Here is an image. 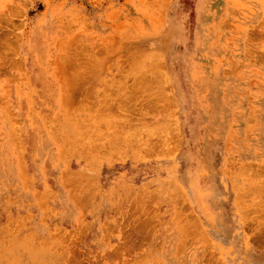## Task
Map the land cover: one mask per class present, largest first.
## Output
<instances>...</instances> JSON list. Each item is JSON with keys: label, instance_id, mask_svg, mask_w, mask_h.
I'll list each match as a JSON object with an SVG mask.
<instances>
[{"label": "rangeland", "instance_id": "obj_1", "mask_svg": "<svg viewBox=\"0 0 264 264\" xmlns=\"http://www.w3.org/2000/svg\"><path fill=\"white\" fill-rule=\"evenodd\" d=\"M0 264H264V0H0Z\"/></svg>", "mask_w": 264, "mask_h": 264}, {"label": "bare ground", "instance_id": "obj_2", "mask_svg": "<svg viewBox=\"0 0 264 264\" xmlns=\"http://www.w3.org/2000/svg\"><path fill=\"white\" fill-rule=\"evenodd\" d=\"M123 129V128H122ZM49 243V242H48ZM44 244V243H43Z\"/></svg>", "mask_w": 264, "mask_h": 264}]
</instances>
